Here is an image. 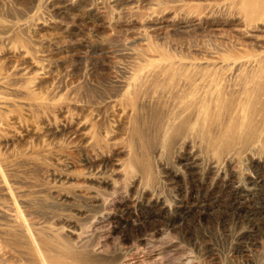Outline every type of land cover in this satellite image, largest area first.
Wrapping results in <instances>:
<instances>
[{
    "label": "rangeland",
    "instance_id": "1",
    "mask_svg": "<svg viewBox=\"0 0 264 264\" xmlns=\"http://www.w3.org/2000/svg\"><path fill=\"white\" fill-rule=\"evenodd\" d=\"M258 70L264 0H0V264H264Z\"/></svg>",
    "mask_w": 264,
    "mask_h": 264
},
{
    "label": "bare ground",
    "instance_id": "2",
    "mask_svg": "<svg viewBox=\"0 0 264 264\" xmlns=\"http://www.w3.org/2000/svg\"><path fill=\"white\" fill-rule=\"evenodd\" d=\"M166 70H160V74L161 72H165ZM259 72H246L243 74L242 76V83H241V86L243 88V94H244V99H245V102H247L248 104L252 105L254 104L255 102H258L260 99H261V96L264 95V72L258 70ZM139 72V71H138ZM137 73V72H136ZM136 77L141 74L140 73H137ZM147 75H154L156 73V71H147L145 72ZM134 74V73H133ZM168 76V75H166ZM116 95V93H115ZM218 98L215 99V107L214 109H216L215 113L218 112L217 114L219 115V113H222V112H225L227 111L228 107H227V104L230 103V100L228 97H225V96H221V95H218L217 96ZM126 101H128V105L129 106H133L134 104V98H131L130 99H127ZM204 102V106H206V103L205 101ZM203 104V103H202ZM214 104V103H213ZM214 106V105H213ZM217 106V108H216ZM212 108V107H211ZM205 114H211L210 113V108H209V104H208V107L206 106L205 108H203ZM212 110V109H211ZM213 111V110H212ZM211 111V112H212ZM187 113V112H186ZM184 114L180 120L175 124V125H169V126H166L163 130V133L166 135L165 139H166V142L164 144H168L170 142H172L174 140V137L176 135H179L181 136V134H183L185 131H188V130H192L194 129L195 125H197V122L194 120V113L196 115V111L192 112V113H187V114ZM200 114V113H199ZM202 115L203 112H202ZM210 116V115H209ZM224 116V114H223ZM226 116V115H225ZM203 116H201L202 118ZM206 117V116H205ZM208 117V115H207ZM206 117V118H207ZM215 117V116H214ZM221 117V116H220ZM217 118V117H216ZM210 119V118H209ZM208 119V120H209ZM220 119V118H219ZM207 120V119H206ZM234 121V120H233ZM203 122V121H202ZM211 121H209V124L208 125H205L204 127L208 128L207 130L211 129ZM208 123V122H207ZM206 123V124H207ZM204 125V124H203ZM198 127V126H197ZM214 127H212L213 129ZM198 129V128H197ZM205 129V128H204ZM239 129V126L236 122L234 123H231V124H228L227 126H225L222 130H220L221 133L220 134V138L223 137L222 134H225V135H229L230 137H233V135L237 134V131ZM219 131V130H218ZM205 133V132H204ZM218 134V133H217ZM206 135V134H205ZM218 136V135H217ZM216 139V138H215ZM212 141V140H211ZM214 141V140H213ZM217 141V140H216ZM229 140H226L225 143L226 145L229 144ZM212 145V144H211ZM220 145V144H219ZM240 203L241 201L239 202V205L237 206V208L239 209L240 208ZM240 210V209H239ZM244 213H247L246 211H244ZM238 217L240 216L239 214L237 215ZM146 243V242H145ZM150 244V243H149Z\"/></svg>",
    "mask_w": 264,
    "mask_h": 264
}]
</instances>
